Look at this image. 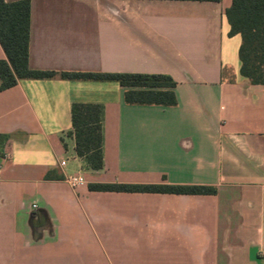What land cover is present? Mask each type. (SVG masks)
<instances>
[{
    "label": "crops",
    "instance_id": "crops-1",
    "mask_svg": "<svg viewBox=\"0 0 264 264\" xmlns=\"http://www.w3.org/2000/svg\"><path fill=\"white\" fill-rule=\"evenodd\" d=\"M29 1L32 69L166 74L177 105L127 104L107 81L1 91L0 264H264V85L240 74L232 0ZM74 103L103 108L99 172L66 136ZM114 183L216 194L89 189Z\"/></svg>",
    "mask_w": 264,
    "mask_h": 264
},
{
    "label": "trees",
    "instance_id": "trees-1",
    "mask_svg": "<svg viewBox=\"0 0 264 264\" xmlns=\"http://www.w3.org/2000/svg\"><path fill=\"white\" fill-rule=\"evenodd\" d=\"M221 2V0H166ZM229 36L240 35V74L254 85H264V0H232L225 12ZM31 4L29 0H0V45L6 58L0 60V92L15 87L21 80L60 78L76 81L116 82L126 88L125 102L131 105L172 107L177 105V83L166 74L84 73L34 70L29 65ZM73 130L66 136L75 140L76 155L88 170L104 168L102 152L103 108L95 104L74 103L71 109ZM94 192L147 193L169 195H214L216 188L199 185L91 184ZM35 218L37 216L35 215Z\"/></svg>",
    "mask_w": 264,
    "mask_h": 264
},
{
    "label": "built area",
    "instance_id": "built-area-1",
    "mask_svg": "<svg viewBox=\"0 0 264 264\" xmlns=\"http://www.w3.org/2000/svg\"><path fill=\"white\" fill-rule=\"evenodd\" d=\"M65 165H66V161H64V160L61 161V166H65ZM66 182L68 183V185L71 188H77L80 185L85 184L86 180H85V177H84L83 174L78 173V174H75V175L68 176L66 178Z\"/></svg>",
    "mask_w": 264,
    "mask_h": 264
}]
</instances>
